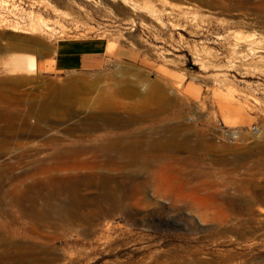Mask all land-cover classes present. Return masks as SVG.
<instances>
[{
    "label": "rangeland",
    "instance_id": "obj_1",
    "mask_svg": "<svg viewBox=\"0 0 264 264\" xmlns=\"http://www.w3.org/2000/svg\"><path fill=\"white\" fill-rule=\"evenodd\" d=\"M246 6L0 0V264H264V0ZM18 36L37 42L38 74L14 69L29 52L13 46ZM72 37H104L135 57L57 72L46 58ZM44 102L53 111L38 121L30 113ZM94 116L115 123L78 136ZM37 123L44 131L29 136ZM117 138L136 151L126 169L101 167L100 151L54 156ZM51 174L109 177L119 201L95 185L76 188L80 203L72 185L30 188ZM10 191L28 198V214ZM12 243L22 256L4 251Z\"/></svg>",
    "mask_w": 264,
    "mask_h": 264
},
{
    "label": "bare ground",
    "instance_id": "obj_2",
    "mask_svg": "<svg viewBox=\"0 0 264 264\" xmlns=\"http://www.w3.org/2000/svg\"><path fill=\"white\" fill-rule=\"evenodd\" d=\"M249 0H236V3L239 5L240 8L243 7H247L246 3ZM16 31V30H15ZM18 41L16 43H14L13 46L19 48V49H24L29 51L28 53L25 54L24 57H13L11 58L12 61H14L13 65H14V69L18 72L24 71L26 70L29 75H34V74H38L41 70L44 69L45 65L44 62H42L40 59L41 54H37L35 52V46L37 45V42L34 39H27L25 37L22 36H18ZM107 55L110 57H114V56H120V55H125V56H133L131 54V52H129L128 50H126L124 47L120 46L119 44H117L114 41H109L108 46H107ZM109 57V58H110ZM50 61V60H49ZM52 63V61H51ZM23 79V80H21ZM31 78H27V77H10L7 80H2L4 83L7 81H10L13 84H18L19 82L23 81L26 82L27 80H29ZM53 111V107L52 104L49 102H44L42 103V105L35 111V112H31L30 115H35L38 119V121H46L48 116L51 114V112ZM92 123V124H91ZM114 122V120H111L110 117H96L94 116L93 118H91L90 123L88 124V122H86L85 126H83L80 130H79V134L78 136L83 137L82 134H88L91 133L93 131H96L98 129H104L105 125H112ZM44 131V128L40 127V124L37 123L33 126L29 125L28 128V132L30 133L29 136H37L38 133H42ZM139 143L135 144V146L137 145H142L144 144V142H146V140H141V141H137ZM148 142V141H147ZM132 142H127V140L125 139H108L107 141L103 142V145L100 146H92V147H86L84 145H79V146H74V147H70V148H64L60 151H56V153H54V156L56 159H62V158H66V157H70V156H75V155H80L83 154L85 152L89 151H94L95 153L99 154V151L103 153V160L102 162H99L100 166L102 167V165L104 167H110L111 169L114 168H118V169H126L128 168L131 163L136 160V158H134V156H136L134 154V152H136L135 150H132ZM147 145V144H146ZM145 145V146H146ZM158 143L156 141H150L149 142V146L152 147V149H154V146H157ZM138 146V147H139ZM151 151V150H150ZM141 153V151H139V153L137 154V156ZM2 157V154L0 152V159ZM112 179L109 177H103L101 175H81L80 177H78V179L76 180H70L67 179L65 177H59L58 175H54L51 174V176L47 177L45 179V181H47L46 183H43L41 180H34V182L32 183L33 186H30V188L33 190H39L36 188V184L40 183L43 186H48L50 184L53 185H72L74 186V188H78V187H82L84 189H87L93 185L95 186H100L103 188V191L108 194L111 195V197L113 198V200L115 202L119 201L118 195L120 192V189H118V186H115L116 188H112L111 190L107 189V188H111L108 187V183L111 181ZM81 189H76L73 192H71L70 194L75 195L73 196L72 200H74V202L76 203H80L83 201V198L79 197V191ZM9 195H11V203L13 202H17L19 203L21 206L24 207L25 209V213L24 214H28L31 209H29V207H27V203H30L28 198L26 196H21V193H17L16 191H10ZM61 214L63 215V217L67 218V215H65L66 213L63 211L61 212ZM14 219H12L13 221ZM16 221V220H15ZM13 221V223L15 222ZM13 250L15 252V254L17 256H22L23 252H24V247L21 244H17V243H12V245H10L9 247L5 245L4 251L8 250Z\"/></svg>",
    "mask_w": 264,
    "mask_h": 264
},
{
    "label": "crops",
    "instance_id": "obj_3",
    "mask_svg": "<svg viewBox=\"0 0 264 264\" xmlns=\"http://www.w3.org/2000/svg\"><path fill=\"white\" fill-rule=\"evenodd\" d=\"M110 40L104 37L60 38L47 57L52 61L55 71L61 73L88 72L101 69L107 59V46ZM120 45V44H119ZM124 47L133 56H114L115 58H134L133 50Z\"/></svg>",
    "mask_w": 264,
    "mask_h": 264
},
{
    "label": "built area",
    "instance_id": "obj_4",
    "mask_svg": "<svg viewBox=\"0 0 264 264\" xmlns=\"http://www.w3.org/2000/svg\"><path fill=\"white\" fill-rule=\"evenodd\" d=\"M257 130V127L256 126H253L252 128H251V131L252 132H255Z\"/></svg>",
    "mask_w": 264,
    "mask_h": 264
}]
</instances>
